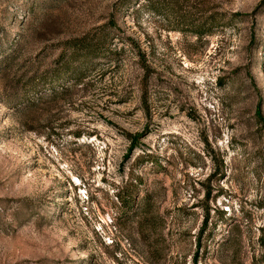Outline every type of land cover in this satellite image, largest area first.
<instances>
[{"label": "rangeland", "instance_id": "374dc122", "mask_svg": "<svg viewBox=\"0 0 264 264\" xmlns=\"http://www.w3.org/2000/svg\"><path fill=\"white\" fill-rule=\"evenodd\" d=\"M148 1L0 0V264H264V0Z\"/></svg>", "mask_w": 264, "mask_h": 264}, {"label": "trees", "instance_id": "16d2710c", "mask_svg": "<svg viewBox=\"0 0 264 264\" xmlns=\"http://www.w3.org/2000/svg\"><path fill=\"white\" fill-rule=\"evenodd\" d=\"M147 5V8L152 11L156 3L153 0H149ZM194 34L198 37H201L205 36L207 31H199ZM67 50L68 56L63 63L64 65H62L61 69H58V72H56L55 75H51V78L41 77L37 80H33V82H30L31 85L29 87V92L31 91L32 93L34 89H38L39 91L37 92H39V94H33L35 97H29L23 101V111L34 110L47 96L54 100L58 97L64 96V93L68 92L69 89L60 88L59 90L56 87L58 85L56 83L62 81L66 75V79L70 80V82H68L71 83L69 85L71 87L69 88L75 89L82 85L85 78V71L88 68H92V70L96 69V64L94 63L95 61H93V59L96 60L98 57H105V54H108L106 49H102L99 45H97V43L92 42V40H86L82 42L74 41L72 43L70 42ZM116 60L118 59L115 58V61ZM141 68L142 70L146 71L145 74L148 75L150 68L146 66L145 63H141ZM24 92L27 93V91Z\"/></svg>", "mask_w": 264, "mask_h": 264}]
</instances>
